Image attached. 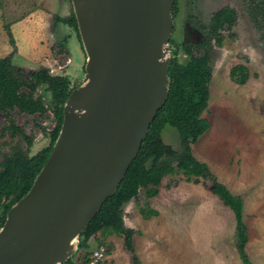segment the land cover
Masks as SVG:
<instances>
[{
	"label": "rangeland",
	"instance_id": "rangeland-1",
	"mask_svg": "<svg viewBox=\"0 0 264 264\" xmlns=\"http://www.w3.org/2000/svg\"><path fill=\"white\" fill-rule=\"evenodd\" d=\"M173 36L181 40V26L188 14L207 23L214 10L227 5L235 12L232 24L223 30L224 39L212 47L210 97L202 116L208 129L192 144L194 156L208 164L218 179L244 201L247 252L253 264H264V35L248 16L249 0H177ZM44 9L45 12L40 11ZM69 0H0V57L10 64V73L26 76L39 68L52 74H67L71 84L84 78L86 54L74 28L54 22L56 14L68 16ZM10 25L14 43L7 33ZM65 40L60 51L59 40ZM181 61L188 56L178 54ZM244 63L249 78L245 83L230 76L233 65ZM48 104V93L38 89ZM18 124L32 135L30 154L49 144L55 126L52 113L40 119L15 111ZM4 117L0 113V126ZM36 123L45 127L43 131ZM163 140L180 150L177 129L166 124ZM1 141V137H0ZM148 201L159 211L145 219L139 207ZM126 226L135 230L133 244L141 264H244L236 248L233 211L213 192L210 179L197 183L182 173L166 175L157 195L147 198L140 187L136 197L123 206ZM99 235L92 236L87 249H77L73 264H81L86 250L97 248ZM112 242L100 264H132L121 234ZM106 248V246L104 245Z\"/></svg>",
	"mask_w": 264,
	"mask_h": 264
},
{
	"label": "water",
	"instance_id": "water-1",
	"mask_svg": "<svg viewBox=\"0 0 264 264\" xmlns=\"http://www.w3.org/2000/svg\"><path fill=\"white\" fill-rule=\"evenodd\" d=\"M86 60L51 150L0 225V264H62L169 94L174 0H70Z\"/></svg>",
	"mask_w": 264,
	"mask_h": 264
},
{
	"label": "trees",
	"instance_id": "trees-1",
	"mask_svg": "<svg viewBox=\"0 0 264 264\" xmlns=\"http://www.w3.org/2000/svg\"><path fill=\"white\" fill-rule=\"evenodd\" d=\"M249 1L250 14L255 22L259 20V28L264 35V0ZM175 3L176 0L173 13ZM229 16H235V12L228 6L216 10L209 22L204 25L210 31L208 42L200 44L201 47L196 50L192 49L191 44L183 43V51L188 54L187 60L171 58L168 66L170 83L167 99L157 111L136 157L130 163L117 189L106 198L80 232L79 250L90 247V238L98 234L100 238L97 247L105 245V253H110L112 242H108L107 237L111 234H121L123 246L129 251L132 264H141L133 244L135 230L125 225L123 206L137 196L140 187L144 188L147 198L157 195L162 178L180 172L187 180L195 183L201 177L210 179L213 192L234 213L236 248L240 259L244 264H253L247 252L248 230L243 219L242 196L233 193L220 181L207 163L194 156L192 149V144L209 127V120L202 114L210 97L211 40L214 38L217 44L222 43L224 36L219 29L223 28L225 23L230 27L232 20H229ZM59 21L72 26L80 41L72 8L68 16L54 15L53 23ZM6 29L11 42L14 43L9 24L6 25ZM67 38L64 36L59 40L60 51ZM230 76L245 83L249 78L248 67L244 63L235 64L230 69ZM75 86L71 84L69 75L52 74L48 68H39L22 77L15 76L10 73L8 60L0 57V113L4 117V122L0 126V225L5 220L7 210L30 188L44 164L61 127L65 99ZM40 87L48 93V104L44 102L43 96L37 93ZM15 111L35 115L40 119L48 118L49 113H52L55 126L50 131L49 144L30 154L33 137L17 123ZM166 124L177 129L180 139L179 151L163 140L161 132ZM36 125L45 130L40 123ZM139 212L145 219L159 214V211L146 200L139 207ZM92 251L84 252L81 264L88 262ZM62 264H73L72 257Z\"/></svg>",
	"mask_w": 264,
	"mask_h": 264
},
{
	"label": "flooded vegetation",
	"instance_id": "flooded-vegetation-1",
	"mask_svg": "<svg viewBox=\"0 0 264 264\" xmlns=\"http://www.w3.org/2000/svg\"><path fill=\"white\" fill-rule=\"evenodd\" d=\"M174 2H175V0H174ZM226 6L227 5H224L222 7H226ZM222 7L218 8V9H221ZM177 9H178V4H177V0H176L173 17H175V15H176L175 12H176ZM218 9H216V10H218ZM230 9H232V8H230ZM216 10H214V12ZM248 10H249V7H248ZM213 13L211 14V16L213 15ZM247 14L250 17V19H252L254 24L259 28V20H258V22H255L253 20V17L250 14V11H248ZM211 16H210V18H211ZM232 17L229 16V20H232ZM210 18H209V20H210ZM209 20H208V22H209ZM207 23H203L196 16H194L192 14H188L186 20L183 22V24L181 26V40L180 41H176L174 36H173V33L175 31V27H176V24L174 22L172 33H171V36H170V39H169V43H168V45L170 47V50H171V58L177 57L179 53H183L185 56H188V54L183 51V48H182L183 43L191 44L190 46L192 47V49L196 50V48L198 49V48L201 47L202 44H204L205 42H208L207 39H208V36L210 34V31H209V29H207L204 26ZM228 27L229 26L227 25V23H225L224 27L219 29L221 34H223V30L227 29ZM223 36H224V34H223ZM215 43L217 44L216 40L213 38L211 40V47H213V44H215ZM178 45L180 47H178ZM211 53H212V48H211Z\"/></svg>",
	"mask_w": 264,
	"mask_h": 264
},
{
	"label": "built area",
	"instance_id": "built-area-1",
	"mask_svg": "<svg viewBox=\"0 0 264 264\" xmlns=\"http://www.w3.org/2000/svg\"><path fill=\"white\" fill-rule=\"evenodd\" d=\"M105 254L104 246L97 247L91 252L89 260L85 264H100V261L105 257Z\"/></svg>",
	"mask_w": 264,
	"mask_h": 264
},
{
	"label": "crops",
	"instance_id": "crops-1",
	"mask_svg": "<svg viewBox=\"0 0 264 264\" xmlns=\"http://www.w3.org/2000/svg\"><path fill=\"white\" fill-rule=\"evenodd\" d=\"M40 11H43V12H45V11H44V9H41ZM153 207H154V206H153Z\"/></svg>",
	"mask_w": 264,
	"mask_h": 264
}]
</instances>
